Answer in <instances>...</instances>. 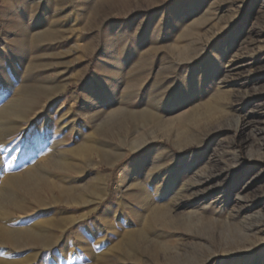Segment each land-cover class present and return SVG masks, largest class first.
I'll list each match as a JSON object with an SVG mask.
<instances>
[{"label": "rangeland", "instance_id": "374dc122", "mask_svg": "<svg viewBox=\"0 0 264 264\" xmlns=\"http://www.w3.org/2000/svg\"><path fill=\"white\" fill-rule=\"evenodd\" d=\"M46 32L50 40L35 38ZM113 85L117 102L130 104L128 111L91 123L99 112L91 109L92 98ZM23 89L49 118L48 145L60 141L69 165L78 166L61 175L80 198L60 208L75 219L65 237L87 252L85 263L113 258L115 241L104 244L95 223H104L106 208L118 201L117 186L125 190L136 175L138 153L120 140L128 129L133 137L158 135L150 147L173 151L180 195L173 191L155 203L169 209L170 222L182 221L184 230L176 232L177 241L169 233L149 237L154 245H137L126 264H264V0H0V108L20 102ZM158 89L163 106L145 116ZM206 101L219 106L211 116ZM63 121L64 135L58 131ZM74 122L83 135L71 131ZM22 127L24 135L16 134L6 152L10 157L17 150L16 158L25 157L42 145L39 138L29 142L34 127ZM184 134L189 137L179 148ZM89 136L91 148L74 152ZM110 138L114 142L99 155L98 146ZM49 152L41 156L51 158ZM32 158L38 164L41 157ZM30 165L24 160L14 169ZM96 174L103 188L93 202L86 187ZM50 194L42 198L60 196ZM27 204L32 211L16 213L20 220L11 226L37 214L35 204ZM51 251H44V262L58 253Z\"/></svg>", "mask_w": 264, "mask_h": 264}, {"label": "bare ground", "instance_id": "6f19581e", "mask_svg": "<svg viewBox=\"0 0 264 264\" xmlns=\"http://www.w3.org/2000/svg\"><path fill=\"white\" fill-rule=\"evenodd\" d=\"M113 1L101 0L105 3ZM114 25L115 23L109 24V26ZM50 36V33L46 32L37 34L35 38L39 41H47L50 40ZM120 70L112 72L111 78H117L118 75H121L122 71ZM120 79L118 78V81ZM116 90L115 85H113L111 89H108L107 94L98 93L92 98L91 109L99 112L89 117L91 123L100 120L99 118L103 117L104 114L110 117L128 111L130 104L127 103L128 106H126L123 103L124 106L121 103L122 106L118 103L115 95ZM28 91L26 89L20 91V102L0 108V264H73L76 260L79 261V264H87L85 263V260L88 259L87 252L80 253L79 248L74 246L76 242L74 243L73 238L67 239L65 237V229L73 224L75 219L65 214L60 208L62 204H73L80 198L79 193L70 192L65 186L64 177L61 175V173H64L65 177L67 174L70 175V169H77L78 166L69 165L60 149V141L48 145L44 137L48 131L49 118L44 113L35 110L38 107V105L36 106L37 100ZM163 94L162 90L158 89L150 96L148 101L150 108L145 111V116L154 115L155 109L162 108ZM205 106L207 114L210 116L219 109L216 102L212 101H206ZM171 108L172 105L169 106V109ZM40 114H42L41 123L38 124L37 118ZM68 121L71 122L69 119ZM25 122L34 127L33 140H29V142L34 144L35 140L39 138L42 139V145L39 149L29 152L25 157L16 158L19 153L18 150L13 157H10L6 152L15 143L16 134L24 135L22 131L25 129L22 126ZM79 127L74 122L71 125V131L78 132ZM65 128L64 122L58 131L64 135L66 133ZM83 134L84 131L79 130L78 135ZM131 134L132 131L125 129L122 131L120 140L131 151L138 153L134 161L136 175L132 176V181L125 190H122L121 185L117 186L120 189L118 201L111 202L106 208L103 217L104 223H95L96 233L103 232L105 235L104 244L110 243L111 239L115 241L110 246L111 250H114L113 258H104L102 264H126L137 245L143 249H148L154 245V242H150L149 237H153L155 240L157 236L162 235L164 237L163 235L169 233L168 236L177 241L176 232L183 226V222L175 217L170 222L169 219L172 215H168L169 209L155 203L156 198L167 199L179 187L178 179L180 178L176 172L177 166L174 162L176 157L173 151L167 146L150 147V142L157 137L159 138L158 135L133 137ZM188 137L186 134L180 137L176 143L179 148H181L182 141ZM110 140L106 141L105 147L98 146L99 155L106 154L108 145L114 142L111 138ZM63 141L64 139L61 140V142ZM91 141L92 138L87 137L85 141L74 148V152L83 154L84 151L91 148ZM47 146L48 148L45 149ZM45 150L50 151L51 158L41 156ZM35 156L41 157L38 164L35 158H32ZM24 160H29L32 167H27L21 171L15 170L14 167ZM61 163L65 166L62 167ZM172 173H175L174 177H171ZM102 188V179L99 174H96L90 179L86 187L87 192L93 196V202L102 196ZM43 192L53 195L58 192L60 196L53 199L49 196L51 200L46 201L42 198ZM174 193L173 196L175 197L180 195L179 190ZM28 202L35 204L38 209L37 214L21 221L20 226H11L10 223L17 220L15 218L16 213L32 211L33 206L28 205ZM165 219L168 221L165 222ZM96 233L95 236H97ZM111 234L113 235L111 236ZM97 237H95V243L99 244L101 238L98 239ZM78 246H83V243L79 241ZM55 248H57L58 253L52 254L51 261L44 262V251H51ZM27 251L29 253L24 255V252ZM167 254L169 253H165V259L170 260L171 255ZM96 256L98 257V254ZM120 261L121 263H119Z\"/></svg>", "mask_w": 264, "mask_h": 264}]
</instances>
